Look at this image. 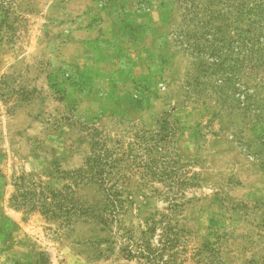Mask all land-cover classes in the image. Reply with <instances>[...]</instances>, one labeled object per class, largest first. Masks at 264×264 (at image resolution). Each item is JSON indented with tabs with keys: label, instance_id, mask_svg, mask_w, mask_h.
Here are the masks:
<instances>
[{
	"label": "rangeland",
	"instance_id": "obj_1",
	"mask_svg": "<svg viewBox=\"0 0 264 264\" xmlns=\"http://www.w3.org/2000/svg\"><path fill=\"white\" fill-rule=\"evenodd\" d=\"M218 9L0 0V264H161L121 256L95 222L67 229L12 204L29 177L101 203L98 185L62 173L83 166L94 136L119 148L124 223L167 216V264H264V73L232 31L241 22Z\"/></svg>",
	"mask_w": 264,
	"mask_h": 264
},
{
	"label": "trees",
	"instance_id": "obj_2",
	"mask_svg": "<svg viewBox=\"0 0 264 264\" xmlns=\"http://www.w3.org/2000/svg\"><path fill=\"white\" fill-rule=\"evenodd\" d=\"M213 1L219 7V14L231 12L229 15L241 22V25L235 26L232 31L238 35L244 34V49H246L245 45H248L255 66L264 73V0ZM190 3L193 6V1ZM221 17L222 19L225 18V16ZM250 36H252L250 42L246 43ZM251 97L250 94H247L237 98L241 105L240 109L252 105L253 99ZM261 140H264V136L261 137ZM118 149L108 147L104 140L94 136L91 142V151L85 158L83 166L62 172L66 177L74 179L76 183L77 181L80 183L93 182L98 185L101 203H77L74 200L70 185L64 184L60 188H45L29 177V191L24 190V194L13 196L11 198L12 204L27 208L29 212L40 210L47 215L61 216L67 229L77 219L95 222L111 235L103 242L108 243L110 249H115V246L118 245L121 256L167 264L168 261L164 260V252L173 247L176 238L174 233L173 236L171 234L172 228L165 214H160L161 218L152 214L143 221L144 224L138 229L129 227L124 223L122 215L127 213V203L130 198L125 197L119 188L122 174L121 164L117 158ZM144 149L146 148H141V150ZM134 157L140 158L137 154ZM163 175L157 176L156 179L163 181ZM23 179L24 176L20 178V180ZM15 185L19 189H23L24 186L17 183ZM174 197L166 196L164 198L169 206H177ZM158 229L161 231L160 234H156ZM156 236L159 237L160 247H156L153 243Z\"/></svg>",
	"mask_w": 264,
	"mask_h": 264
}]
</instances>
